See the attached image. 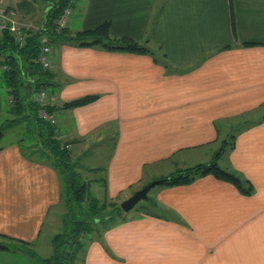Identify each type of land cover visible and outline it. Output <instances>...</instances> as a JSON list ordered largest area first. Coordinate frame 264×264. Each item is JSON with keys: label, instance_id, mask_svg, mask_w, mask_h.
I'll return each mask as SVG.
<instances>
[{"label": "crops", "instance_id": "1", "mask_svg": "<svg viewBox=\"0 0 264 264\" xmlns=\"http://www.w3.org/2000/svg\"><path fill=\"white\" fill-rule=\"evenodd\" d=\"M26 1L0 3L32 29L36 20L19 12ZM69 2L70 32L107 20L111 34L148 40L165 54L155 61L147 53L51 44V87L45 89L56 135L71 144L80 171L102 173L96 182L104 178L102 192L115 198L210 160L219 141L236 129L232 147L216 161L253 186L242 194L212 174L160 184L148 211L130 209L94 234L77 264H264V0ZM86 94L97 98L61 108ZM8 109L0 82V117ZM235 118L243 125L232 124ZM90 150L102 156V165L84 163ZM191 158L199 161L189 163ZM62 192L61 174L49 159L20 138L0 142V232L28 241L31 252L0 250V264H42L51 246L39 241L45 227L61 223Z\"/></svg>", "mask_w": 264, "mask_h": 264}, {"label": "trees", "instance_id": "2", "mask_svg": "<svg viewBox=\"0 0 264 264\" xmlns=\"http://www.w3.org/2000/svg\"><path fill=\"white\" fill-rule=\"evenodd\" d=\"M43 1L47 3L43 24H39L35 30L27 29L21 42L15 41L14 36L7 29L0 31V82L10 96L8 112L14 116L4 123L3 129H0V137L4 129L24 122L27 125L28 137H31L25 145H28L31 152L34 151L39 156L49 159L60 172L63 181L62 228L51 236V252L41 259V263L77 264L88 240L110 224L125 218L126 215L124 216L123 213L127 211L122 210L120 203L108 198L106 194L103 193L99 197L89 191V181L83 178L77 160L72 158L70 150L63 145L64 141L61 142L56 135V126L36 115L37 105L31 93L44 87L48 83L46 78L50 75L49 68L43 69L36 60L41 45L40 37L46 36L50 45L63 42H71L79 46L97 45L106 50L147 53L152 55L155 61L157 56L148 46V40L141 42L129 36L111 34L107 20L74 32H70L66 27L57 29L56 20L63 9L69 6V0ZM252 43L254 42H244L246 45ZM157 48L161 49L159 45ZM161 55L165 57L164 52H161ZM163 64L167 65L165 61ZM26 85H29L28 89ZM25 89L28 90L29 95L26 99L20 93ZM96 98L97 94L82 95L62 102L61 108L86 104ZM49 109L54 110V107L50 105ZM234 137L235 131L222 138L210 160L177 168L160 176L162 181L159 183L183 184L196 177L212 174L218 179L230 182L242 194H250L253 186L249 179L233 170L221 167L216 161L218 155L232 147ZM100 179L101 184L104 185V178ZM148 202L150 206L155 203L152 199ZM15 249H22L31 254L28 241L0 232V250Z\"/></svg>", "mask_w": 264, "mask_h": 264}, {"label": "rangeland", "instance_id": "3", "mask_svg": "<svg viewBox=\"0 0 264 264\" xmlns=\"http://www.w3.org/2000/svg\"><path fill=\"white\" fill-rule=\"evenodd\" d=\"M68 4H70L71 5V3L69 2ZM19 12H21V13H25V14H27V17L29 18V17H31V18H33V19H35L36 20V27H34V28H32L33 30H35V29H37L38 28V26H39V23H40V17H41V15H42V12L44 11V9L46 8V5H45V2L43 1V0H27L26 2H24L23 3V5H19ZM70 13H71V7H70ZM70 13H69V15H70ZM69 15H68V18H67V23H66V25H65V27L67 28V26L69 25L68 24V20H69ZM19 23V22H18ZM20 24V23H19ZM20 25H22V24H20ZM23 26V25H22ZM24 27V32L28 29L27 27H25V26H23ZM30 27H31V25H29V30H30ZM76 31V30H75ZM48 40V39H47ZM49 42V41H48ZM151 49H153L154 50V53H155V55L156 56H158L159 58L161 57L162 58V55H161V50L159 49V48H157V46H155V45H152V47H151ZM51 67V66H50ZM48 84H49V82L48 83H46V85H47V88L48 87H51V86H48ZM46 85H44V87H41V88H39L38 90H43L44 91V93H45V96H46V99H47V101H48V103H50L51 105H52V103H51V99H50V96H49V93H48V91L45 89L46 87ZM28 87H29V85H26V89H28ZM26 89L23 91H21L20 93L22 94V96L26 99L29 95H28V90L26 91ZM37 91V90H36ZM36 91H32V98H34V96H35V93H36ZM8 97H10L9 96V94H8ZM33 101L35 102V100L33 99ZM10 100H9V105H10ZM37 108V107H36ZM249 114V113H248ZM37 115V114H36ZM245 115H247V114H245ZM12 117H14L13 115H10V114H7L6 116H2V117H0V129H3V125H4V123L8 120V119H11ZM241 119H239V118H235V119H231L230 121H231V123L232 124H234V125H237V126H241V125H243L242 123H241V121H240ZM56 125V124H55ZM234 130H236V129H233V130H231V131H233L234 132ZM27 132H28V130H27V125L24 123V122H20V123H17V124H15V125H13V126H11V127H9V128H6V129H4V133H3V135H2V138H0V142H3V143H7L9 140H12V139H16V138H20V139H22L23 140V142L24 143H27L28 141V139H30L29 137H28V134H27ZM222 134H224V133H222ZM219 136H222L221 134L219 135ZM59 139H60V136H59ZM60 141L62 142V140L60 139ZM63 144H65L64 142H63ZM71 144L69 143V147H67L69 150H70V153H71V156H72V158L74 159V157H73V154H72V152H71V146H70ZM91 151V150H90ZM103 152H107V150H102V152L101 153H103ZM93 153H94V150H92L86 157H85V160H84V163H94L92 160H91V162H88L89 160L88 159H95L96 161H97V163H99L100 165H102L103 164V159H102V156H101V158L100 157H97V156H92L93 155ZM199 157V156H198ZM198 159V158H197ZM196 158H191V160H189V163H194V162H198L199 160H197ZM200 159H204L203 157L202 158H200ZM85 161H87V162H85ZM201 161V160H200ZM222 167V166H221ZM98 170H100V169H98ZM82 173V172H81ZM83 174V178L84 179H86V180H88L89 181V191L92 193V194H94V195H97V196H99V197H101L102 196V194H103V192H102V188H101V184H99V183H97L96 181L98 180V176H99V174H102V173H99V172H97V171H93V169H90V171H88V172H86V173H82ZM155 179V178H154ZM152 180V179H151ZM151 180H149V181H151ZM148 181V182H149ZM147 183V182H146ZM158 186H160V183H155L153 186H151L150 187V189L148 190V192H147V199L146 198H143V199H140V200H138L135 204H134V206L131 208V210H132V212H134V211H143L144 212V210H146V211H148L149 209H150V205H148V201H150V199H151V194L153 193V190H155ZM141 187V186H140ZM99 189V190H98ZM130 191H132V189H128V190H126V191H124V192H122V193H120L119 195H117V197H115V198H113V200H115V202H117V203H120V201L121 200H123L124 198H126V197H128L129 195H130V193H132V192H130ZM134 191V190H133ZM112 199V198H111ZM144 206H146L145 208H143ZM123 210V209H122ZM154 210H156V209H154ZM157 210H158V208H157ZM159 213H162V214H165L164 212H163V210L162 209H159V211H158ZM131 214V212L128 210V212H126V213H123L124 214V216L126 215V214ZM62 228V223H59V226H58V228H55V229H51L50 228V226H47V227H45L43 230H44V235H43V239H41L39 242H40V246H42V243H43V241L45 242H47L48 243V241H49V244L47 245L46 244V248H48V250L50 249V240H49V237H51L55 232H57V231H59L60 229ZM45 249H42V250H39L38 248H37V252L38 253H40V254H43L42 252L44 251Z\"/></svg>", "mask_w": 264, "mask_h": 264}, {"label": "built area", "instance_id": "4", "mask_svg": "<svg viewBox=\"0 0 264 264\" xmlns=\"http://www.w3.org/2000/svg\"><path fill=\"white\" fill-rule=\"evenodd\" d=\"M15 9L7 7L0 3V31L7 29L13 36L15 41L21 42L24 37V27L20 25L15 19ZM70 13V6H66L59 18L56 20V28L61 29L65 27L67 18ZM40 49L36 60L43 69H48L51 66L50 59V48L51 45L48 42L46 36L40 37ZM37 105L36 114L37 116L52 125L57 122V117L54 110H50L45 93L43 90H38L33 98ZM10 100V97H9ZM66 148L69 147L68 143L63 144Z\"/></svg>", "mask_w": 264, "mask_h": 264}, {"label": "water", "instance_id": "5", "mask_svg": "<svg viewBox=\"0 0 264 264\" xmlns=\"http://www.w3.org/2000/svg\"><path fill=\"white\" fill-rule=\"evenodd\" d=\"M45 11H46V9L44 10L43 15L41 17V24H43V21H44ZM161 181H162V178H155V179H152L151 181L143 184L138 189H135L128 197H126L120 201V207L124 211L130 210L138 200L146 198L147 192L151 186H153L155 183H159Z\"/></svg>", "mask_w": 264, "mask_h": 264}]
</instances>
